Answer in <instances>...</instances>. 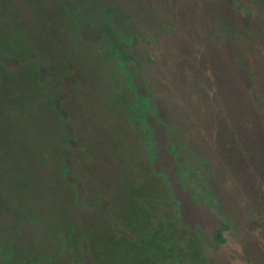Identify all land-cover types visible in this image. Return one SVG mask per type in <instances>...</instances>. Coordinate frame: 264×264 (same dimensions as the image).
<instances>
[{
    "label": "rangeland",
    "instance_id": "rangeland-1",
    "mask_svg": "<svg viewBox=\"0 0 264 264\" xmlns=\"http://www.w3.org/2000/svg\"><path fill=\"white\" fill-rule=\"evenodd\" d=\"M75 2L0 0V54H38L0 61V264H264V0ZM79 14L137 37L134 59L81 38ZM136 74L209 204L183 241Z\"/></svg>",
    "mask_w": 264,
    "mask_h": 264
},
{
    "label": "trees",
    "instance_id": "trees-1",
    "mask_svg": "<svg viewBox=\"0 0 264 264\" xmlns=\"http://www.w3.org/2000/svg\"><path fill=\"white\" fill-rule=\"evenodd\" d=\"M69 12H77L78 6L75 0H58ZM78 27L80 36L88 42L98 43L107 38L116 54V56L125 63H129L134 59L131 52V47L137 42V37H134L130 44L126 42L114 25L108 20H100L93 22L84 15H78ZM38 56L37 53L31 52L21 57H14L7 54H0V61L8 68L16 69L24 65L28 61ZM41 81L49 76L46 66L41 67ZM133 84L136 92L146 100L142 107V120L145 123L152 142V159L155 170L161 173L168 181L174 197L178 203L180 211V221L182 224L181 240H185L188 230L201 232L206 225L207 210L209 206L205 202L203 194L196 185L191 183L182 173L181 165L178 161L173 144L170 139L163 135L161 127V119L155 112L151 103L152 94L147 86L146 80L141 75H134ZM63 98L58 97L55 101V106L62 118L64 119L66 131L68 134V145L76 147L77 141L74 134V129L69 122V115L62 106ZM64 160L66 165V175L68 179L77 185V178L74 176V157L72 151L68 148L64 149ZM216 238L223 242L221 231H217Z\"/></svg>",
    "mask_w": 264,
    "mask_h": 264
}]
</instances>
